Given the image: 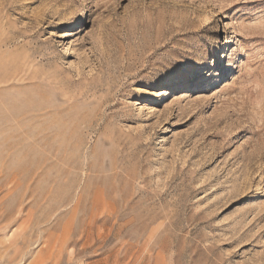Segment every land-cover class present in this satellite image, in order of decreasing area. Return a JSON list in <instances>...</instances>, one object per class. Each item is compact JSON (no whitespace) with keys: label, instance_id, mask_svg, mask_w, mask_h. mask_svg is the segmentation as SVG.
Listing matches in <instances>:
<instances>
[{"label":"rangeland","instance_id":"374dc122","mask_svg":"<svg viewBox=\"0 0 264 264\" xmlns=\"http://www.w3.org/2000/svg\"><path fill=\"white\" fill-rule=\"evenodd\" d=\"M0 264H264V0H0Z\"/></svg>","mask_w":264,"mask_h":264},{"label":"bare ground","instance_id":"6f19581e","mask_svg":"<svg viewBox=\"0 0 264 264\" xmlns=\"http://www.w3.org/2000/svg\"><path fill=\"white\" fill-rule=\"evenodd\" d=\"M2 63H0V68H1ZM2 163V155H1V151H0V164Z\"/></svg>","mask_w":264,"mask_h":264}]
</instances>
